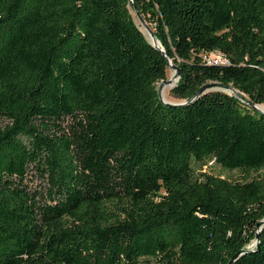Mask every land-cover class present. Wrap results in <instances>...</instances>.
<instances>
[{"label":"trees","instance_id":"obj_1","mask_svg":"<svg viewBox=\"0 0 264 264\" xmlns=\"http://www.w3.org/2000/svg\"><path fill=\"white\" fill-rule=\"evenodd\" d=\"M210 81L264 104V0H0V264H264V114Z\"/></svg>","mask_w":264,"mask_h":264},{"label":"water","instance_id":"obj_2","mask_svg":"<svg viewBox=\"0 0 264 264\" xmlns=\"http://www.w3.org/2000/svg\"><path fill=\"white\" fill-rule=\"evenodd\" d=\"M134 10H135V14L141 24V26L147 31L148 35H149V38H150V42L157 48H159L163 53L164 55L166 56V59H167V63H168V68L172 69L174 72H173V75L171 78H168V79H163L162 80V83L165 85V84H171V88L175 86L176 82L179 80V78L181 77V72H180V69L179 67L174 63L173 59L168 57L166 52H165V49L162 47L161 45V42L156 38L155 34H154V30L149 26V24L146 22V20L144 19V17L142 16V14H140V12L137 10L136 7H134ZM214 90H221V91H224V92H228V90L232 91V93H229L230 95H236L238 98H240L242 101H245L253 110H255L256 112L260 113V114H264V109L261 108V105L263 104H255V103H252L250 101H246V98L244 95H239V91L235 88V87H232L231 85H228V84H224L222 82H218V81H210V82H206L204 83L203 85H201L196 91L195 93L193 94L192 98L190 99L193 100L199 96H201L202 94L206 93V92H209V91H214ZM233 92H237L236 94L233 93ZM158 97L160 99V101L162 103H164L165 105L167 106H170V107H175V106H179V105H183V104H186L187 102L189 101H186V100H183V101H165L163 98H162V94L161 92L158 90ZM263 224V221L259 222L258 223V227L260 228ZM259 230L257 231V234H256V238L255 240L253 241L252 243V247L256 246L258 244V241H259V234H258ZM242 251L238 252L230 261L228 264H231L235 257L238 256Z\"/></svg>","mask_w":264,"mask_h":264},{"label":"rangeland","instance_id":"obj_3","mask_svg":"<svg viewBox=\"0 0 264 264\" xmlns=\"http://www.w3.org/2000/svg\"><path fill=\"white\" fill-rule=\"evenodd\" d=\"M135 18H136L137 23L140 24L136 14H135ZM140 26H141V24H140ZM141 28L144 31V33L149 37L147 31L142 26H141ZM173 72L174 71L172 69L168 68L166 79L171 78L173 75ZM166 85H164L162 83V81H160L157 84L158 90L161 92L162 96H164V94H165L167 96V98L169 99V100H165V101H180V99L175 98L174 96H172L170 94L171 88H170V86L167 87ZM228 92L232 93V91H230V90H228ZM233 93L236 94L237 92H233ZM262 106H264V104ZM4 122H5V120L0 118V124H2ZM202 171H208V172H211L214 174H221L223 176L234 177V178H240L242 176L241 173L236 171V170L228 171V170L222 168L220 165H218L216 163H212V162L207 163V165H203ZM28 182H29L30 186L33 188H39L40 184H41L40 179L38 178V176L36 175V173L34 171L30 172Z\"/></svg>","mask_w":264,"mask_h":264},{"label":"built area","instance_id":"obj_4","mask_svg":"<svg viewBox=\"0 0 264 264\" xmlns=\"http://www.w3.org/2000/svg\"><path fill=\"white\" fill-rule=\"evenodd\" d=\"M201 56L207 64H222L228 62L227 57L219 51L202 52Z\"/></svg>","mask_w":264,"mask_h":264},{"label":"bare ground","instance_id":"obj_5","mask_svg":"<svg viewBox=\"0 0 264 264\" xmlns=\"http://www.w3.org/2000/svg\"><path fill=\"white\" fill-rule=\"evenodd\" d=\"M165 85H166V84H165ZM166 86H167V87H169V86H170V88H171V86H172V85H170V84H167ZM162 98H163L164 100H169L165 94H164V96H162ZM261 108H263V109H264V106H262V105H261Z\"/></svg>","mask_w":264,"mask_h":264}]
</instances>
